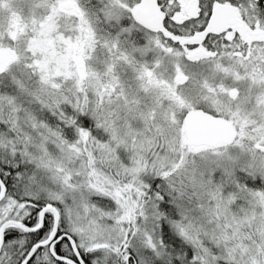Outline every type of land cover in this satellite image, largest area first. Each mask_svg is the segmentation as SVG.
<instances>
[{
  "label": "snow or ice",
  "instance_id": "snow-or-ice-1",
  "mask_svg": "<svg viewBox=\"0 0 264 264\" xmlns=\"http://www.w3.org/2000/svg\"><path fill=\"white\" fill-rule=\"evenodd\" d=\"M0 264H264V0H0Z\"/></svg>",
  "mask_w": 264,
  "mask_h": 264
}]
</instances>
